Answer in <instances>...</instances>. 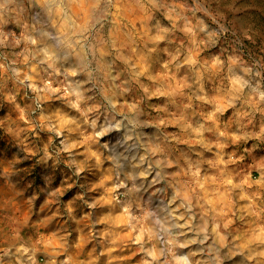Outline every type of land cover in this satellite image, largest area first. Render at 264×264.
<instances>
[{
	"label": "clouds",
	"instance_id": "9594fccd",
	"mask_svg": "<svg viewBox=\"0 0 264 264\" xmlns=\"http://www.w3.org/2000/svg\"><path fill=\"white\" fill-rule=\"evenodd\" d=\"M0 264H264V0H0Z\"/></svg>",
	"mask_w": 264,
	"mask_h": 264
}]
</instances>
